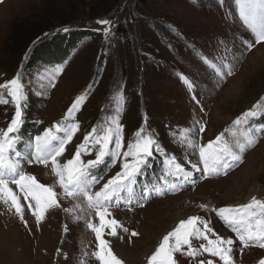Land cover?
<instances>
[{
  "label": "rangeland",
  "instance_id": "374dc122",
  "mask_svg": "<svg viewBox=\"0 0 264 264\" xmlns=\"http://www.w3.org/2000/svg\"><path fill=\"white\" fill-rule=\"evenodd\" d=\"M45 7L46 12H39ZM229 11L233 15H228ZM103 19L112 21L107 40L103 33L108 25L97 23ZM42 22L56 24L46 30L48 35L44 33L33 41V36L28 33L32 32L29 27L37 30L44 24ZM120 25L127 31L128 47L118 33ZM169 26L176 31L173 32ZM14 27L22 30V35L19 41L12 43ZM64 28H68V31L90 30L97 33L98 38L82 43L63 65V72L57 77L55 87L44 90L36 74L45 68L40 65L29 68L27 61L37 45L41 46L55 34L63 33ZM245 41L254 42V37L235 17L232 0H225L223 7L219 0H152L147 5H137V0H120L111 7L98 5L93 0L0 2V83L12 79L23 63L27 100L25 123L21 130L27 132L25 141L61 122H78L79 131L65 146L63 155L58 157V160L66 162L73 157L77 146L94 126L99 128L101 122L119 112L125 145L134 139L133 133L137 129L146 125L154 130L169 154L176 155L179 162L187 161L185 170L191 172V176L188 180H175L165 175L161 163L163 158L158 157L145 177L139 178L140 182L135 187L136 198L129 200L125 197L109 209L111 216L107 219H115L119 227L115 236L110 234V228H105L102 238L123 264H147L148 257L163 236L173 231L181 220L191 216L203 217L210 221V227L217 234L234 239L233 257L236 264H259L264 259V248L258 246L244 248L241 252L243 246L235 233L214 212L199 207L207 204L219 209L235 207L229 204L232 202L237 206L247 204L249 200L240 204L238 201L247 198L252 189H257L253 197L264 200V115L249 121V125L259 129L256 132L261 137L258 143L241 154L243 162L230 161L226 174L221 170L218 175L206 176L203 171L193 168V164H198L201 169L203 167L198 163V152L190 148L181 149L173 138L174 134L191 128L193 142L201 145L214 141L220 134L229 144L243 139V129L247 125H241L237 131L233 121L258 102L264 105L261 99L264 97V44L256 45L249 52ZM23 45L27 46V50L20 55ZM225 47L228 49V62L234 65V74L217 86L219 78L214 76L200 56L216 61L219 56L225 55ZM101 58L100 74L95 78ZM178 74H183L193 83L191 91ZM41 91L44 94L38 95ZM121 95L122 105L119 99ZM81 96L84 99L74 113L75 120L65 121L66 113ZM14 111L11 103L0 104V129L7 128ZM200 124L205 128L202 133L197 131ZM233 131H237L236 136L231 135ZM55 134L63 135L62 132ZM18 147L22 148V144ZM234 150L239 151L238 148ZM94 158L95 150L92 155H82L84 161ZM121 163L122 160L117 161L107 170L103 164L90 169L94 176H102L93 191L113 178L120 171ZM24 171L34 175L39 183L62 193L50 165L25 164ZM171 184L177 185L175 190H172ZM145 185L151 191L146 198H141L140 193L145 190ZM10 187L23 206V221L10 205L0 201V264H101L93 255L98 250L96 235L87 228L89 220L97 226L100 222L82 197L70 200L61 194V207L50 209L37 223L28 207L31 203L34 208L35 201L31 198L25 200L24 194L15 185ZM157 189L163 194H159ZM137 199H142L143 207L137 206ZM77 203L83 210L74 208ZM166 207L168 211L179 209L183 216L172 222L168 217L169 212L165 213ZM64 208H73L74 211L69 214ZM161 209L165 211L158 218L161 231L152 238L145 237L146 232L143 233L141 228L146 229L144 226L149 216L153 217ZM77 216L80 219H76ZM124 228L128 231L124 232ZM132 232L138 235L133 237ZM209 236L215 238L210 233ZM146 240L150 244L148 249H143L142 242ZM201 243L207 242L193 241L195 247ZM176 255L179 264H196L197 260L206 258L212 259L214 264H223L207 253L195 259L179 253Z\"/></svg>",
  "mask_w": 264,
  "mask_h": 264
},
{
  "label": "snow or ice",
  "instance_id": "6c2138e0",
  "mask_svg": "<svg viewBox=\"0 0 264 264\" xmlns=\"http://www.w3.org/2000/svg\"><path fill=\"white\" fill-rule=\"evenodd\" d=\"M2 2V0H0ZM235 5V17L238 18L242 26L253 34L254 42L245 41L247 51H252L256 45L264 44V0H232ZM223 7L225 0H219ZM228 15H233L231 11ZM99 24L108 25L104 29V36L107 40L111 33L112 21L103 19L97 21ZM171 28V26H169ZM173 32L176 30L171 28ZM57 31H60L58 29ZM67 32L68 28L62 29ZM48 35V33H45ZM179 35V33H177ZM35 43V42H34ZM223 43V42H221ZM31 51V49H29ZM221 55L216 61L201 55L200 59L210 69L215 77H218L217 86L226 77L233 75L232 63L228 62L227 52ZM28 54H25V59ZM66 63V62H65ZM63 72V65L50 66L42 69L36 76L39 78L40 86L46 90L55 87L57 77ZM181 81L191 91L193 83L183 74H178ZM23 63L21 69L16 75L0 83V104H13L15 111L10 123L6 129H0V201L10 205L16 214L23 221V206L10 185H15L17 189L24 194V199L35 201V207L29 203L28 207L32 210V215L39 223L47 211L52 208H60L59 197L76 200L82 197L87 204V208L95 212L99 219V226L87 222V228L95 233L98 241V250L93 253L101 264H123L109 248L107 242L102 238L105 228H110V234L115 236L116 229L119 227L115 219H107L111 216L109 209L118 205L120 200L127 197L129 200L136 198L135 187L139 184V178L145 177L147 170L152 166L153 161L162 157L161 163L165 168V175L171 176L175 180L183 178L188 180L191 172L185 170V162H179V158L174 154H169L157 138V134L151 128L142 125L134 133V139L125 145L124 128L120 123V114L117 112L110 119L101 122L98 128L94 126L92 130L84 136L83 142L77 146V149L71 159L66 162L58 160L65 151V146L70 143L73 136L79 131V123L61 122L52 128L45 129L42 134L36 135L27 141L21 135V128L25 123L24 108L26 107L27 93L25 91ZM119 91V90H118ZM43 95L44 91L38 92ZM7 97V98H6ZM10 98V99H8ZM83 96L78 97L65 115V121L75 120L74 113L79 109ZM121 105L123 96L119 97ZM195 99V97H193ZM264 100V97L261 98ZM264 115V105L259 102L233 121L234 128L239 131L241 125H247L243 129V139H237L235 144H229L224 139L223 134L216 137L214 141H209L206 145L193 142V129H184L179 134H174V142L181 149H193L198 152V163L202 164V169L198 164L192 167L203 171L205 175H218L221 170L225 171L230 167V161L243 162L242 153L255 147L261 138L256 132L255 125H249L250 120L258 119ZM37 123H40L39 121ZM55 129V132L53 131ZM203 124H200L198 132H204ZM227 131V130H226ZM237 131L231 135L236 136ZM63 133L56 135L55 133ZM22 144V148L18 147ZM238 148L239 151H235ZM95 150V158L87 161L82 160V155H92ZM122 160L120 171L107 180L98 190L93 191L96 184L100 182L102 176H94L90 169L100 165H105V170ZM41 164L45 167L51 166V171L56 177V182L62 193H57L53 187L45 186L39 183L34 175L24 171L25 164ZM172 190L177 185L171 184ZM151 191L145 185V190L140 193L141 198H146ZM159 194H163L158 189ZM136 204L143 207L142 199H137ZM199 207L203 210L214 212L228 227L235 233L236 239L244 248L258 246L264 248V200L253 197L249 203L235 206L215 208L207 204H201ZM74 208L82 207L79 203ZM66 213L71 214L73 208H64ZM76 219H80L79 216ZM25 226L27 223L25 222ZM68 231L65 226V232ZM124 232L128 229L124 228ZM215 237L214 239L210 238ZM133 237L138 233L132 232ZM201 240L207 243H201L195 247L193 241ZM235 241L231 237H223L217 234L211 227L210 221L200 216H191L181 220L178 226L171 232L163 236L161 242L155 251L148 257L147 264H179V258L176 255H184L195 259L203 256L205 253L209 257L218 258V262L223 264H236L233 257ZM86 255V253H85ZM83 264V262H82ZM196 264H214L212 259L197 260ZM264 264V259L259 261Z\"/></svg>",
  "mask_w": 264,
  "mask_h": 264
},
{
  "label": "trees",
  "instance_id": "16d2710c",
  "mask_svg": "<svg viewBox=\"0 0 264 264\" xmlns=\"http://www.w3.org/2000/svg\"><path fill=\"white\" fill-rule=\"evenodd\" d=\"M98 5H109L110 7L116 6L120 0H93ZM152 0H137V5H147L151 3ZM43 8V7H42ZM52 8V7H48ZM39 12H46L45 9H41ZM97 12V11H96ZM97 14H99L97 12ZM95 14V15H97ZM102 16V15H101ZM41 24V27H38L37 30H34L32 26L31 28L32 32L29 35L33 36V41L37 40L39 37H41L42 34L47 33L49 30L53 27H55L56 23H45ZM118 33L119 35L125 40L126 47L129 46V37L127 34L126 29L123 28V26L118 27ZM22 30L18 29V27H14L11 32V42L14 43L15 41H19L20 37L22 35ZM21 33V34H20ZM33 33V34H32ZM98 38V34L90 31V30H74V31H67L63 32L61 34H55L52 36V38L49 41L44 42L41 46L37 45L31 52L29 59L27 61V64L29 65V68H34L36 65H40L43 68H49L50 66L55 65H64L65 62H68L73 54L76 53L78 48L81 46L82 43H85L87 41H95ZM32 39V38H31ZM22 52H20V55L25 52V49L27 46H22ZM27 50V49H26ZM103 59L101 58L99 60V63L97 65V70L95 73V78L99 77L101 65H102ZM21 135L24 137V140H26L27 132L23 130H20Z\"/></svg>",
  "mask_w": 264,
  "mask_h": 264
},
{
  "label": "bare ground",
  "instance_id": "6f19581e",
  "mask_svg": "<svg viewBox=\"0 0 264 264\" xmlns=\"http://www.w3.org/2000/svg\"><path fill=\"white\" fill-rule=\"evenodd\" d=\"M47 175V174H46ZM256 193H257V189H252V191L247 195V198H245L244 200H240V201H238V203L240 204V202H242V203H245L246 201H250V199H251V197H253V196H255L256 195ZM185 202V201H184ZM186 203H187V201H186ZM230 205H233V206H237L238 204H236V203H229ZM169 207V206H168ZM182 207V206H181ZM164 210H167V212H165ZM164 210H160L159 212H158V214H155V215H153V217H151V216H149V218L147 219V224H145V228L146 229H142L141 228V230H142V232L143 233H145L144 235H145V237H147V238H149V237H151L152 238V236H155L159 231H161L160 230V228H161V224L158 222V218L160 217V215L162 214V213H168L169 212V214H168V217H171L170 219H171V221L172 222H174L175 220H178V219H180L183 215H182V213L179 211V209L178 210H171V211H168L169 209H167V207H166V209L164 208ZM170 219H168V220H170ZM163 225H164V223H162ZM168 224V223H167ZM165 227V226H164ZM167 227V226H166ZM165 229V228H164ZM167 229V228H166ZM147 234H149V236H147ZM159 235V234H158ZM154 238V237H153ZM148 244H150V242L148 241V240H146V241H143L142 242V247H143V249H148ZM138 245V244H137ZM0 247H1V245H0ZM137 247V246H136ZM145 251V250H144ZM80 255H81V253H80Z\"/></svg>",
  "mask_w": 264,
  "mask_h": 264
}]
</instances>
